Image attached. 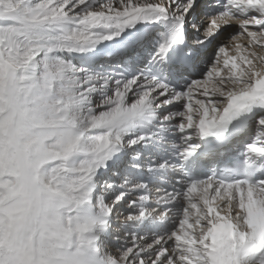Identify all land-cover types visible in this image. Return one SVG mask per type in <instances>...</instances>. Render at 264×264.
<instances>
[{
    "label": "snow or ice",
    "instance_id": "1",
    "mask_svg": "<svg viewBox=\"0 0 264 264\" xmlns=\"http://www.w3.org/2000/svg\"><path fill=\"white\" fill-rule=\"evenodd\" d=\"M0 264H264V0H0Z\"/></svg>",
    "mask_w": 264,
    "mask_h": 264
}]
</instances>
